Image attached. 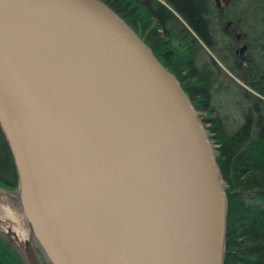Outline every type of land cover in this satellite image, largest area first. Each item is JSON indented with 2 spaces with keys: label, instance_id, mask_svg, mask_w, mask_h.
<instances>
[{
  "label": "water",
  "instance_id": "obj_1",
  "mask_svg": "<svg viewBox=\"0 0 264 264\" xmlns=\"http://www.w3.org/2000/svg\"><path fill=\"white\" fill-rule=\"evenodd\" d=\"M0 125L50 264H223L225 182L198 111L106 3L0 0Z\"/></svg>",
  "mask_w": 264,
  "mask_h": 264
},
{
  "label": "trees",
  "instance_id": "obj_2",
  "mask_svg": "<svg viewBox=\"0 0 264 264\" xmlns=\"http://www.w3.org/2000/svg\"><path fill=\"white\" fill-rule=\"evenodd\" d=\"M102 1L176 75L196 110L211 115L210 139L218 144L216 158L227 199L223 264H264V0H254L252 10H240L246 25L241 35L247 45L241 57L235 54L237 40L216 27L218 19L236 22L227 12L232 2L220 11L211 0ZM257 12L263 15L260 19L250 15ZM235 25L240 26L238 21ZM197 35L254 92L225 83L216 61L210 56L205 61L197 53ZM174 39L180 41V47L174 46ZM222 89L233 90L236 96L234 118L216 99ZM1 188L18 190L19 178L11 145L0 125ZM0 264H28L20 247L1 230Z\"/></svg>",
  "mask_w": 264,
  "mask_h": 264
},
{
  "label": "rangeland",
  "instance_id": "obj_3",
  "mask_svg": "<svg viewBox=\"0 0 264 264\" xmlns=\"http://www.w3.org/2000/svg\"><path fill=\"white\" fill-rule=\"evenodd\" d=\"M99 1L103 2L102 0H99ZM231 2H232V5L230 6ZM253 2H254V0H231L230 3H229V5L227 6V7L230 6L227 9V12L230 13V14L232 13V16L235 18L234 19V22H235V20H236L235 23H237V21H238V24L240 26H236L235 23H233L232 21H230L228 19H218L217 18L218 21L216 22V27L220 31H223L224 29H226L228 27L229 30H230V34H232V36L236 37L237 34H239L241 36V33H243V30L246 29V25H245L244 15L239 14L240 13V10L242 11L243 8H247L248 10H252L253 9V4H252ZM223 5H224V8H225L226 6H225L224 3H223ZM213 6L216 9L220 10L219 7H217V5L214 3V1H213ZM224 8H223V10H224ZM215 12H216L215 14H217V15L219 14L218 13L219 11H215ZM250 15L257 16L258 19H260L263 16L260 12H257V14L250 13ZM228 23H230V24L228 25ZM194 34L196 35V33H194ZM196 37H197V39L199 41V44H200V47L197 49V53L200 54L201 57L204 58L203 60H205V61H207V59L209 58V56L214 61H216L217 66L224 73L222 77L225 79V81H226L225 83H228L229 82V83H231L233 85V87H236V85H242L243 87L247 88L249 91H251V92L253 91V89L250 86H248L246 83H243L231 71V69L219 57V55L216 54V52L212 51L207 46V44L200 37H198V35ZM236 39H237V41H236L235 51L237 50L236 56H238V55H240L241 53H243L246 50L245 49L243 51V48H244V46H246V48H247V45H246V42L243 41L242 38H240V39L236 38ZM234 40H235V38H234ZM173 44H174L175 47H180L181 46L180 45V41L178 39H174L173 40ZM199 62H200V64L202 63L201 61H199ZM216 99L219 102L221 108L228 109V110H226V112H229L227 115H229L230 117L234 118L235 116H233V114H236L235 113V107H236L235 106V99H236V96H234L233 90H230L229 91V89H222L219 93H217ZM216 105H217V103H216ZM218 108H219V106H218ZM198 114H199V117H200V119L202 121V125L204 126V128L206 130V133L208 134L209 139H210L211 131L208 128V127H210L209 126L210 123H209V120L208 119L211 118V115L210 114H207L205 112H200V111H198ZM236 116H237V114H236ZM210 141H211V143L213 145L214 152L217 153V148L216 147L218 146V144L214 143L212 141V139H210ZM18 192H19V189L18 190H15V191H8V190H5V189H2L1 188L0 189V206L6 207V208H8L10 206H14L15 199H16V196L15 195ZM0 230L2 232H4L5 235H7L8 238H10L16 245H18V243L15 242L16 240L13 237H11V235H9L8 232L5 231V227L1 224V222H0ZM19 247H20V249H21V251L23 253V250H22L21 246H19ZM35 249H36V252L38 253L40 259L42 260V262H44V263L46 262L45 264H50V261L48 260V257L46 256L45 252L41 249V247H38L37 246V247H35ZM23 255L25 256L24 253H23Z\"/></svg>",
  "mask_w": 264,
  "mask_h": 264
},
{
  "label": "bare ground",
  "instance_id": "obj_4",
  "mask_svg": "<svg viewBox=\"0 0 264 264\" xmlns=\"http://www.w3.org/2000/svg\"><path fill=\"white\" fill-rule=\"evenodd\" d=\"M14 206L8 208L0 206V222L5 231L11 235L22 246L30 242L35 247H42L40 241L34 235L33 228L26 216L21 193L16 195Z\"/></svg>",
  "mask_w": 264,
  "mask_h": 264
},
{
  "label": "flooded vegetation",
  "instance_id": "obj_5",
  "mask_svg": "<svg viewBox=\"0 0 264 264\" xmlns=\"http://www.w3.org/2000/svg\"><path fill=\"white\" fill-rule=\"evenodd\" d=\"M213 1H214V3L217 5V7H219V9H220V11H222V9L224 8V5H223V1L222 0H211V2H212V4H213ZM231 1V0H230ZM164 3V2H163ZM230 3V2H229ZM229 5V4H228ZM228 5H225L226 7L228 6ZM169 6V5H168ZM170 7V6H169ZM175 12V11H174ZM176 13V12H175ZM177 14V13H176ZM178 15V14H177ZM179 16V15H178ZM224 31L226 32V33H229L230 34V30H229V28L227 27L226 29H224ZM207 35H209L210 36V34H208V32H207ZM211 37V36H210ZM234 37V36H233ZM235 39L236 38H238V39H240V38H242L243 39V37H242V35L240 36L239 34H237L236 35V37H234ZM237 40V39H236ZM247 49V48H246ZM245 50V49H244ZM243 50V51H244ZM246 51V50H245ZM245 51L243 52V53H241L240 55H238L239 57H241L244 53H245ZM235 54H237V50L235 51Z\"/></svg>",
  "mask_w": 264,
  "mask_h": 264
}]
</instances>
